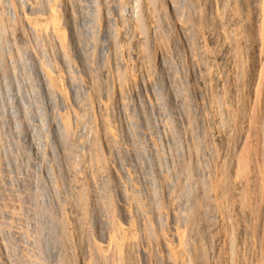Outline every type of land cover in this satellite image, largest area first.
<instances>
[{
    "label": "bare ground",
    "instance_id": "1",
    "mask_svg": "<svg viewBox=\"0 0 264 264\" xmlns=\"http://www.w3.org/2000/svg\"><path fill=\"white\" fill-rule=\"evenodd\" d=\"M3 35L12 124L56 200L30 178L3 222L34 202L45 264H264V0H0ZM119 110L154 143L129 133L142 176Z\"/></svg>",
    "mask_w": 264,
    "mask_h": 264
},
{
    "label": "rangeland",
    "instance_id": "2",
    "mask_svg": "<svg viewBox=\"0 0 264 264\" xmlns=\"http://www.w3.org/2000/svg\"><path fill=\"white\" fill-rule=\"evenodd\" d=\"M132 8H133L132 6L127 5L125 7V13L126 14H130L132 12ZM3 37H5V35H3L2 37H0V46H2V47H0V51L2 52V53L0 52V58H1V60H0V67H1V64L3 65V63H4L3 67L0 68V69H2L1 71L3 72L2 73L3 75L0 73V161H1L0 164L2 165V167H3V164H4V168L2 169V167L0 165V167H1L0 170H2V171H0V173H2V174L4 173V174L3 175L0 174L1 176H3V177L0 176L1 177L0 178V184H2V187L0 185V194L2 196V194H4V192H6V193H7V191L9 192V194H6L5 193V195H7V196H4V197L2 196L6 201L8 200L7 198L10 197L11 195L12 196H16L17 195L16 197H18L20 195V199H19V197H18V199L22 203H24V204H25V201H26L27 197H29V195H30V197H32V196L35 197L36 195H34V194H37L38 195L37 200L39 198L38 201H40L41 203L43 202L44 204L47 202L46 205H48L50 209H53V207L56 208V204H55L56 203V200L54 198L53 191L51 190V188H49L50 186H48L49 184L47 183V181L45 179L43 168H41V166L40 167H36V168L33 167L34 164H32V163L35 162V159L33 158V156L30 153L27 154L29 151L27 152L26 149L24 148L25 147V142H24V140L21 139V137H22L21 134L18 133V130H16V127L12 124L11 111H12V109L14 110L16 108V103H15V100L12 99V96L11 95L14 94V93H16V92L18 93V90H17L16 86H11L10 85V82H8L9 84L7 83V81H8L7 80V74H9V73L10 74H13L14 73V75H15L16 74V71H14L15 68H12L14 66H12L13 64L11 63L10 59L7 58V55L9 53V49H8V44L6 42V38H3ZM5 46H7V47L5 48ZM1 48L3 49V51H4L5 54L3 53V51H2ZM2 54H4V55H2ZM2 56L4 58H2ZM5 58L10 63L11 66L9 65V63H8V65L11 68L8 67L7 61H6ZM5 61H6V65H5ZM1 62H3V63H1ZM5 66H7V67H5ZM5 68H7V69H5ZM3 70H8V71H5L4 72ZM16 75H18V74H16ZM20 75H21V73H19L18 78L20 77ZM21 87H22V89H21L22 91H25L27 89V87L25 85H23L22 82H21ZM10 96H11V99L9 98ZM115 117H116V120L118 121V124L120 125V127L123 128V131L125 133V135L123 137L124 144H128V142L130 143L129 133H132L133 132L132 135H134V137L137 138L136 136H138V134L136 133V130L138 132V129L139 128L136 127V126H134L136 129L133 130L132 126L129 125V122L127 121V118H125V115H124L123 112H121L120 110L117 111ZM137 140L143 141V143H145L146 145H147V143L148 144L149 143H152V145H154V143L151 140H149L148 138H142V137H139L138 136V139ZM50 142H51V144L53 146L52 149L55 152H57V154H59L58 152H60V151L58 149V145H56L55 141H53V140H51ZM23 143H24V145H23ZM145 144H143V146H145ZM145 147H147V146H145ZM124 148H126V150H125L126 153L123 155V157H121L122 154L118 156V163H119V165L121 166V168L123 169V171H126L127 174H128V171H129V174L130 175H133V176H136V175L142 176L143 172L141 173V170L144 168V166L142 165V163L140 162V160L136 156H134V154H132L131 150H129V144L128 145H124ZM147 157L148 156H146V158ZM27 159H28V161H29V159L31 160L29 164H28ZM52 163H53V160H52ZM5 165H7V166H5ZM17 165H18V167H20L19 169H18V167L15 169V167ZM53 165L55 167H52V169H54V170L56 169L57 170L58 169L57 168V165L55 163H53ZM56 173H57V171H56ZM66 175H68V177L66 176L68 178L67 180L72 181V179H70V175L69 174H66ZM33 176H35L37 178H35V177L33 178ZM38 177L40 179H38ZM71 177L73 178L72 175H71ZM30 178L32 180H35V181L36 180L37 181L42 180V182H44V183L46 182L47 183L48 188L46 187L45 197H43V194H42V197H40L41 195H39L40 192L37 193L38 191L36 193H34L35 191H32V196H31V192H30L31 189L28 188V191H27V188L26 187L24 188L23 181H26V180H28ZM23 188L26 189V190H24ZM3 189H4V191H3ZM21 189H23V191ZM49 190H50V192H49ZM70 190L71 189H70V186H69L68 187V190H66L65 192L66 193H70ZM18 191H19V194H18ZM12 192H13V194H12ZM22 192H24V193H22ZM26 193H29V195L27 194L28 196H26ZM23 195L26 198H24ZM1 196H0V198H1L0 200H2V201L0 203H1L2 206L1 205L0 206L3 208L4 207V204H2V203H3V201L5 202V200L2 199ZM22 197H23V200H22ZM40 198H42L44 200H42ZM30 199H32V198H30ZM22 203H20V204H22ZM33 204H34V202H33ZM33 204H32V202L29 204L30 209H32L31 210V213H26L25 212L24 215H23V211L20 212V214L22 213L21 214V217L22 218H21V220L19 219L20 220V221H18L19 223L17 222L18 219L13 222L12 220L8 219V217H7V220L5 222H3V220L6 219L5 216H7V214H6L7 212H5L6 211V208L5 207H4L5 209L3 208V210H2V208H0L2 210V211L0 210V213L3 212V214H0V227H1L2 224H4L5 226H8V227H5L3 225L5 227V229L4 228L2 229L3 226L0 228V231H1L0 241H5V243L6 242L7 243L10 242V244L12 243L13 246H16L17 245L16 247L18 249V250H16V252H14V250H15L16 247H14V250H13V248L11 246L12 244L10 245L11 248L9 247V249L13 250V252L15 253V255H14V253L12 254V251H10L11 257H12V259L14 261L13 264H16L15 261L17 262V264H19V263L21 264L20 261L24 262L23 260H25V261L28 260L27 262H29V263L31 262L32 264H34V263L36 264V262H37V264H45V263H47V261H50L49 260L50 258L49 257H48L49 259L47 258L46 253L42 252V251H45L43 249L44 248V244L42 242V236L38 233L39 234V237H38V234H36L37 232L34 230V226H35L34 225V221L36 222V220L33 218V212H34L33 210L36 207L34 206L35 204L34 205ZM3 215H5L4 218H3ZM19 217H20V215H19ZM8 220H9V222L10 221L11 222L9 223ZM8 223H9L10 226L12 225L11 227H14V230L12 232H15V230L17 228H18L19 231L21 229L23 230L22 227L24 226V231L21 230L23 232V235H22L21 232L20 233L17 232L18 230L15 233H12L11 231L9 232L8 229H10V226L8 225ZM11 223H13V224H11ZM23 223H24V225L21 226ZM17 225H20V226L17 227ZM4 230H7V231H5V233L3 234L2 232H4ZM32 231L34 233H32ZM6 233H8V234H6ZM2 234L4 236H1ZM26 234H27V237H26ZM34 235L38 239H36V237ZM2 237L5 238V240L2 239ZM23 237H26L28 241L26 240V238H23ZM39 238H40V241L39 242H41V243L38 242ZM35 239H36V241H35ZM18 244L20 245L21 248H19V245ZM39 244H41V245L39 246ZM7 245L9 246V243ZM40 248H42V249L40 250ZM21 249L24 250V251H22ZM17 251H19V252H17ZM41 253L45 254V256H43V254H41ZM16 255L19 256V257L17 258ZM22 255H24L23 256V259H21L22 258L21 257ZM26 255H28V256H26ZM25 257H27V259H25ZM35 257L38 258V260L36 262L34 261L36 259ZM16 259H18V260H16ZM32 259H34V260H32ZM42 260H43V263L41 262ZM38 261H39V263H38ZM27 262H25V263L28 264Z\"/></svg>",
    "mask_w": 264,
    "mask_h": 264
}]
</instances>
